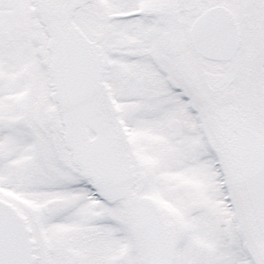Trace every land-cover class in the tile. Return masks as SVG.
Here are the masks:
<instances>
[{
    "label": "snow or ice",
    "instance_id": "obj_1",
    "mask_svg": "<svg viewBox=\"0 0 264 264\" xmlns=\"http://www.w3.org/2000/svg\"><path fill=\"white\" fill-rule=\"evenodd\" d=\"M0 264H264V0H0Z\"/></svg>",
    "mask_w": 264,
    "mask_h": 264
}]
</instances>
